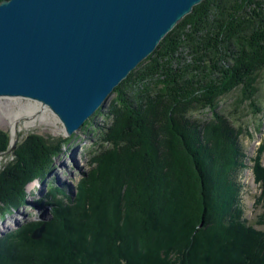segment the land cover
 Wrapping results in <instances>:
<instances>
[{"label":"trees","instance_id":"16d2710c","mask_svg":"<svg viewBox=\"0 0 264 264\" xmlns=\"http://www.w3.org/2000/svg\"><path fill=\"white\" fill-rule=\"evenodd\" d=\"M263 71L264 0L194 5L115 86L108 110L79 128L111 145L92 151L94 165L74 196L60 190L52 171L76 132H32L11 150L0 168V216L26 204L25 186L39 179L52 217L38 240L30 233L42 221L0 236V264H264V228L255 226H264V213L247 221L237 190L240 129L216 112L236 88V105L252 98ZM204 107L210 120L192 116ZM97 115L102 126H93ZM9 142L0 129V154ZM253 171L262 203L259 156Z\"/></svg>","mask_w":264,"mask_h":264},{"label":"water","instance_id":"95a60500","mask_svg":"<svg viewBox=\"0 0 264 264\" xmlns=\"http://www.w3.org/2000/svg\"><path fill=\"white\" fill-rule=\"evenodd\" d=\"M201 1L1 0L0 97L38 101L70 136ZM38 208L34 240L52 217Z\"/></svg>","mask_w":264,"mask_h":264},{"label":"rangeland","instance_id":"374dc122","mask_svg":"<svg viewBox=\"0 0 264 264\" xmlns=\"http://www.w3.org/2000/svg\"><path fill=\"white\" fill-rule=\"evenodd\" d=\"M256 87L252 98L246 97L236 105L241 96L240 89L236 88L221 97L216 107V112L226 116L232 126L240 129L238 144L242 166H239L235 178L243 217L253 224L264 213V202L257 203L254 200L260 194L261 187L253 171L257 156H259L261 165L264 166V151H259L260 145L264 142V71L258 76ZM111 98L112 94L105 100L104 111L108 110ZM253 100L258 109L251 105ZM39 104L25 98L0 97V129L7 131L10 137L8 150L0 154V168L6 160L11 159V150L15 148L17 142L29 133L34 132L45 138L67 137L57 117L41 104L40 107ZM192 116L202 121H208L213 117V113L209 108L204 107L203 110L195 112ZM93 124V126H102L104 124L103 117L95 116ZM16 139L17 141H15ZM104 141L102 143L90 131V127L76 131L71 142L62 148L54 161L52 178L60 190L67 191L73 196L76 194L77 184L94 165L92 151L98 149L99 144L105 148L111 145ZM25 190L27 193L26 204L10 214L0 216V236L13 232L26 223L40 221L39 217L43 208L40 210L38 206H46L51 198L46 182L35 179L25 186ZM58 196L62 197L60 194ZM255 226L264 228V226L256 224Z\"/></svg>","mask_w":264,"mask_h":264},{"label":"bare ground","instance_id":"6f19581e","mask_svg":"<svg viewBox=\"0 0 264 264\" xmlns=\"http://www.w3.org/2000/svg\"><path fill=\"white\" fill-rule=\"evenodd\" d=\"M35 102H38V101H35ZM38 103H39V102H38ZM39 106L41 107V105H40V104H39ZM43 107H45V106H43ZM45 108H46V107H45ZM45 108H44V109H45ZM46 109H47V108H46Z\"/></svg>","mask_w":264,"mask_h":264}]
</instances>
